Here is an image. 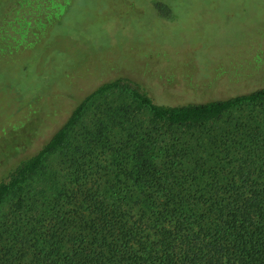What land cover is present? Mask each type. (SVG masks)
I'll return each mask as SVG.
<instances>
[{
  "label": "trees",
  "instance_id": "1",
  "mask_svg": "<svg viewBox=\"0 0 264 264\" xmlns=\"http://www.w3.org/2000/svg\"><path fill=\"white\" fill-rule=\"evenodd\" d=\"M48 5L22 20L48 16ZM128 83L98 86L0 178V205L17 197L0 215V264H264V118L248 111L226 132L205 126L255 107L264 87L169 105L134 84L147 124L136 116L125 121L126 136L85 135L86 146L69 147L86 103ZM60 150L64 180H39L43 162ZM102 155L109 165L96 162Z\"/></svg>",
  "mask_w": 264,
  "mask_h": 264
},
{
  "label": "rangeland",
  "instance_id": "2",
  "mask_svg": "<svg viewBox=\"0 0 264 264\" xmlns=\"http://www.w3.org/2000/svg\"><path fill=\"white\" fill-rule=\"evenodd\" d=\"M46 1L48 16L22 20L33 4L43 13L45 0H0V178L36 153L78 101L111 80L129 83L86 103L69 147L86 146L85 135L126 136L125 121L136 116L147 124L134 84L169 105L264 87V0ZM256 104L205 126L226 132L250 118L248 111L262 119L264 101ZM60 153L43 162L39 180H64ZM96 162L110 164L104 155ZM16 200L6 199L0 215Z\"/></svg>",
  "mask_w": 264,
  "mask_h": 264
}]
</instances>
